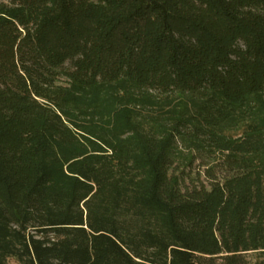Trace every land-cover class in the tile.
<instances>
[{
  "label": "trees",
  "instance_id": "16d2710c",
  "mask_svg": "<svg viewBox=\"0 0 264 264\" xmlns=\"http://www.w3.org/2000/svg\"><path fill=\"white\" fill-rule=\"evenodd\" d=\"M126 85L190 97L179 127L224 155L206 183L176 174L175 134L136 130L114 98ZM256 106L241 138L217 136ZM260 249L264 0L0 3V264H246Z\"/></svg>",
  "mask_w": 264,
  "mask_h": 264
},
{
  "label": "rangeland",
  "instance_id": "374dc122",
  "mask_svg": "<svg viewBox=\"0 0 264 264\" xmlns=\"http://www.w3.org/2000/svg\"><path fill=\"white\" fill-rule=\"evenodd\" d=\"M0 3H8V0H0ZM58 84L62 87H70L64 79ZM124 88L114 95V98L118 99L121 107H129L133 110L136 115L134 121L136 130L153 132L162 137L169 135V133L175 134L172 156L176 174L186 184L193 182L206 183L208 179L207 171L214 167L219 160H222L224 155L219 149L215 148V144L211 142L208 133L198 135V137L195 136L196 125L188 128L179 127V121L188 120L185 110L187 106L189 108V104L186 103L189 102L190 97L183 94L158 96L129 85ZM258 110L257 106L243 109L240 113L245 117L239 119V121H234L236 124L224 126L218 131L217 136L235 140L241 138L245 122H252L261 117ZM176 129H182L181 132L184 135H179L175 131ZM205 131L211 132L208 129ZM108 152L109 155L112 154V151ZM214 173L216 174L215 177L222 176V173L218 171H214ZM242 256L246 264H264V249L245 251ZM217 263L221 264V259H217ZM11 264L17 263L11 260Z\"/></svg>",
  "mask_w": 264,
  "mask_h": 264
}]
</instances>
